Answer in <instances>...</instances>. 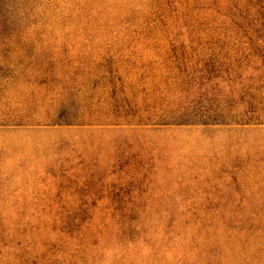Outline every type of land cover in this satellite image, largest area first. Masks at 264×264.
Masks as SVG:
<instances>
[{"label":"rangeland","instance_id":"obj_1","mask_svg":"<svg viewBox=\"0 0 264 264\" xmlns=\"http://www.w3.org/2000/svg\"><path fill=\"white\" fill-rule=\"evenodd\" d=\"M0 264H264V0H0Z\"/></svg>","mask_w":264,"mask_h":264}]
</instances>
